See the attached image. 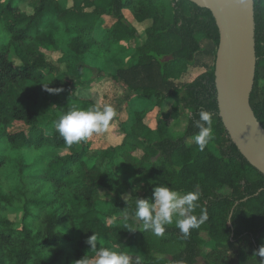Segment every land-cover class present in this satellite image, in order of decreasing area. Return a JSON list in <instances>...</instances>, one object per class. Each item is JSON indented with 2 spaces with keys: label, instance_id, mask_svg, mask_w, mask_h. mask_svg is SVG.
I'll list each match as a JSON object with an SVG mask.
<instances>
[{
  "label": "trees",
  "instance_id": "obj_1",
  "mask_svg": "<svg viewBox=\"0 0 264 264\" xmlns=\"http://www.w3.org/2000/svg\"><path fill=\"white\" fill-rule=\"evenodd\" d=\"M64 1L0 0V264H82L84 258L94 264L87 241L95 233L101 246L104 240L119 252H139L133 264H196L217 252L225 256L219 264H261L264 258L254 253L264 244V175L243 157L219 116L220 35L212 13L190 1ZM254 6L257 67L250 104L264 128V0ZM126 12L148 23L145 41L129 66L109 72L108 80L159 105L176 99L190 115L186 130L170 138L164 121L157 129L135 128L120 146L97 143L94 135L69 147L54 122L73 108L105 105L81 96L78 78L87 55L129 50L120 45L137 30ZM104 16L113 24L100 40L94 29ZM189 68L201 73L176 82ZM201 110L212 114L214 134L203 151L193 140ZM133 150L142 155L133 157ZM97 152L100 157L88 158ZM119 159L130 173H120ZM157 186L198 191L208 219L187 237L175 223L163 237L138 230L135 201L152 199ZM102 190L119 203L110 216L98 208ZM114 215L123 217L121 225L109 224Z\"/></svg>",
  "mask_w": 264,
  "mask_h": 264
},
{
  "label": "rangeland",
  "instance_id": "obj_2",
  "mask_svg": "<svg viewBox=\"0 0 264 264\" xmlns=\"http://www.w3.org/2000/svg\"><path fill=\"white\" fill-rule=\"evenodd\" d=\"M60 3L65 5L64 0H60ZM126 18L128 23L137 30L135 39L130 40L126 45L124 43L120 45L125 48L128 46L129 50L116 54L114 49L111 48L112 53L108 56L89 54L85 61L82 62L85 70L82 72L81 77L78 78V82L81 83V96L84 98L96 97L99 104H111L116 110L119 119L123 121L120 125V120L114 119L110 131L106 134L97 135L95 142L98 143L99 140L100 143L107 144L109 147L120 146L123 144L124 137L135 132V128H139V126L143 125L150 129H157L158 125L164 123V121L167 126L168 137L173 139L179 138L186 130L190 115L182 110L181 105H179L176 99H167L159 105L156 99L144 100L138 96L131 95L129 89L123 84H114L112 81L108 80L109 72H114L118 68H127L129 66L128 60L136 53V49L140 48L145 41L144 30L147 28L148 23L137 22L130 12H126ZM112 24V18L106 16L102 17L100 23L94 29L96 38L103 40ZM53 58V62H58L59 55ZM49 60L52 61L51 58H49ZM59 67L61 71H66L65 65L62 64ZM200 73L201 70L189 68L187 74L183 75L176 82H187ZM103 93H106L108 97H104ZM138 118L140 119V123L139 121L137 122ZM120 129H122L124 133L121 132ZM95 146L98 147L96 144ZM131 154L133 157H140L142 151L133 150ZM100 155L101 152H97L96 154L89 155L88 158L93 161L100 157ZM117 165L120 173H130L132 171V168L125 162V159H119ZM101 192L102 199L98 203V208L105 216H110L119 208V203L116 201L113 193H109L106 190H102ZM127 198L128 196H125L123 200H127ZM122 221V216L114 215L108 222L113 226H119L122 224ZM102 245L119 252V248L109 246L104 240H102ZM51 254L53 255V253ZM138 254L139 252L134 250L129 255L137 257ZM224 258L225 256L223 253H209L207 260L205 258H200L196 264H206L207 262L219 264Z\"/></svg>",
  "mask_w": 264,
  "mask_h": 264
},
{
  "label": "water",
  "instance_id": "obj_3",
  "mask_svg": "<svg viewBox=\"0 0 264 264\" xmlns=\"http://www.w3.org/2000/svg\"><path fill=\"white\" fill-rule=\"evenodd\" d=\"M174 1H190L212 13L220 35L215 63L219 116L243 157L264 175V128L250 104L257 67L254 0Z\"/></svg>",
  "mask_w": 264,
  "mask_h": 264
},
{
  "label": "clouds",
  "instance_id": "obj_4",
  "mask_svg": "<svg viewBox=\"0 0 264 264\" xmlns=\"http://www.w3.org/2000/svg\"><path fill=\"white\" fill-rule=\"evenodd\" d=\"M45 89L50 93L61 91L48 86H45ZM116 115V110L111 104H105L103 107L92 106L87 109L73 108L62 114L54 124L65 144L71 147L73 144L87 143L94 135L108 133ZM194 126L199 131L193 136V140L199 150L203 151L214 139L212 114L201 110ZM199 199L198 191L181 193L167 186H157L154 188L152 199H136L132 215L140 225L138 230L142 232L151 231L156 237H163L166 226L175 223L180 233L187 237L192 229L199 228L208 219L206 209L198 203ZM197 208H200L199 216L194 214ZM87 243L91 246V251L95 253L94 264H133V258L127 253L99 245L96 233L89 237ZM254 256L264 258V244L259 247ZM260 261L264 264V259ZM79 262L87 264L86 258ZM135 264H139V261L137 260Z\"/></svg>",
  "mask_w": 264,
  "mask_h": 264
}]
</instances>
